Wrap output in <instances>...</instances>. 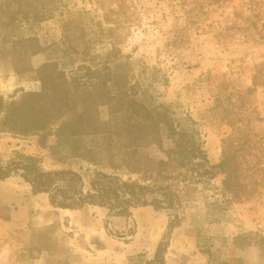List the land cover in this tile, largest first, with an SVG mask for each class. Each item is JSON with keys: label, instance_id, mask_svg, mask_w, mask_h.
Wrapping results in <instances>:
<instances>
[{"label": "rangeland", "instance_id": "1", "mask_svg": "<svg viewBox=\"0 0 264 264\" xmlns=\"http://www.w3.org/2000/svg\"><path fill=\"white\" fill-rule=\"evenodd\" d=\"M27 37L39 52L30 53L36 42ZM48 62L69 82L107 81L98 114L123 128L106 139L112 155L58 162L37 136L0 131L2 160L28 155L44 170L71 169L85 190L96 172L171 185L174 205L159 191L129 216L91 205L63 209L12 174L0 180V264H77L105 249L121 257L112 264H153L165 241L164 264H197L200 254L204 264H264V0H0V95L39 91L35 70ZM147 111L159 141L139 131L138 114ZM170 126L195 132L213 178L191 172L187 181L186 154ZM93 139L84 143L101 141ZM161 161L169 162L168 180ZM155 199L162 208L150 204ZM152 244L150 259L132 253Z\"/></svg>", "mask_w": 264, "mask_h": 264}, {"label": "trees", "instance_id": "2", "mask_svg": "<svg viewBox=\"0 0 264 264\" xmlns=\"http://www.w3.org/2000/svg\"><path fill=\"white\" fill-rule=\"evenodd\" d=\"M23 41L36 42V49L30 53L41 50L35 38L27 37ZM28 69L32 70V67L28 66ZM35 71L41 83L39 91L26 92L18 99L9 101L0 95V131L22 137L37 136L38 144L47 149L58 162L65 161L67 157H74L95 163L102 158V152L111 156L110 143L106 139L112 135H119V130L123 131V128L118 126L113 129L108 120H101L98 114L99 105L107 104L102 101L105 96L107 97V81L69 82L53 62L45 63ZM120 92L121 90L118 94ZM148 113L150 114L147 111L145 117L138 114L139 131L143 136L152 135V138L155 137L159 141V123L154 122L152 116L148 117ZM158 114L166 117L164 112ZM147 118H151L152 121L150 130L146 123L149 120ZM168 129L171 135L177 136L178 152L186 154L184 157L187 160L184 165L188 177L186 180L188 182L192 180L191 172L195 173L197 178H213L214 173L210 171L211 167L207 166L206 155L195 137V132L177 131L172 126ZM51 137L55 139L54 144L48 143ZM87 138L91 140L100 138L102 142L95 141L90 145L84 143V139ZM197 159L201 162L194 163ZM168 163L165 161L160 163L163 166L164 175H161L163 180L170 178V173H165L168 172ZM225 164L224 158L219 167L224 168ZM12 174L19 175L28 182L33 193H48L50 204L63 209H78L85 204H91L115 210L117 215L129 216L131 207L146 205L145 196L159 191L166 196L167 207L172 208L174 205L171 185L148 188L139 183L123 181L116 176L96 172L89 181V188L85 190L79 173L71 169L44 170L40 167L38 158L34 156L20 155L8 161H3L0 156V180ZM150 204L157 209L162 208L160 206L162 202L156 199ZM166 249V241L158 245L153 264H164Z\"/></svg>", "mask_w": 264, "mask_h": 264}, {"label": "crops", "instance_id": "3", "mask_svg": "<svg viewBox=\"0 0 264 264\" xmlns=\"http://www.w3.org/2000/svg\"><path fill=\"white\" fill-rule=\"evenodd\" d=\"M8 180H9V178H7ZM6 179V181L5 182H8V180ZM31 187V186H30ZM41 194H45V193H37V194H33V196L34 195H37V196H40ZM1 195V194H0ZM32 195V194H31ZM37 196H35L34 197V199H32V200H34V201H36L37 200ZM7 197H10V198H13V199H15L16 198V196H15V194L14 195H9L8 194V196ZM50 202V201H49ZM85 205H91V204H85ZM85 205H83L82 207H84ZM91 206H96V205H91ZM81 207V208H82ZM98 207H100V206H98ZM102 240L104 241V243L106 244V245H108V247L109 246H111L112 244H114V243H112L111 241H110V239L108 238V237H106L104 234H102ZM172 241H173V239H171V243H172ZM106 245H105V247H106ZM145 247V246H144ZM142 247V246H140V247H138V245H137V249L135 250V251H133L132 253H137V252H143V253H145V257H146V259H150L152 256H151V254H153V252H154V250H155V244H152L150 247ZM140 250H139V249ZM253 248V247H252ZM250 249H251V247H250ZM241 252V251H240ZM88 254V256H86V255H84L82 258H80V260H78L77 262V264H98V263H100L101 261L104 263V264H112V262H117V261H119V260H121V257L120 256H118V255H112V253L111 252H109V251H106V249L105 250H102V251H100L99 253L98 252H94V251H92V252H88L87 253ZM126 254L128 255V254H130V253H127V251H125L124 250V253H123V256H124V258H125V260H126V258L128 257V256H126ZM244 253L243 252H241V256L244 258V255H243ZM120 255V254H119ZM196 257V258H195ZM166 259H167V257H166ZM193 259L194 260H196V263L197 264H204L203 263V261H204V257H203V255L202 254H200V255H193ZM101 260V261H100ZM245 260V259H244ZM170 262L168 261L167 262V264H169Z\"/></svg>", "mask_w": 264, "mask_h": 264}, {"label": "water", "instance_id": "4", "mask_svg": "<svg viewBox=\"0 0 264 264\" xmlns=\"http://www.w3.org/2000/svg\"><path fill=\"white\" fill-rule=\"evenodd\" d=\"M167 240V239H166Z\"/></svg>", "mask_w": 264, "mask_h": 264}]
</instances>
